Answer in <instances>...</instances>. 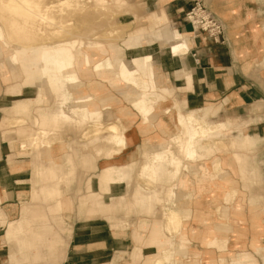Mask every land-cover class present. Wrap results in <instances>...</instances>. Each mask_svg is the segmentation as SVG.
<instances>
[{"label": "crops", "instance_id": "0c3cea01", "mask_svg": "<svg viewBox=\"0 0 264 264\" xmlns=\"http://www.w3.org/2000/svg\"><path fill=\"white\" fill-rule=\"evenodd\" d=\"M139 1L144 2L145 13L153 15L145 23L149 44L154 40L164 44L175 32L190 34V51L181 56H172L168 46L156 42L144 43L133 54L153 55L158 84L168 91L167 99L158 105L157 119L173 125L174 119L162 110L174 112L176 103L183 114L218 126L214 144L224 143L220 137L228 128L244 125V133L232 145L247 148L257 139L259 146L246 152L216 153L214 161H220L228 174L225 178L214 170L212 180L205 178L204 164L197 169L198 177L187 173L182 178L177 202L183 211L182 225L172 238L165 220L157 218L155 210L150 214L151 196H156L158 188L171 189V165L157 170L155 184L138 178L142 149L157 147L158 137L166 136V131L145 132L140 117L133 113L120 119L126 128V148L116 155L95 152L97 146L114 148L105 142L107 134L82 146L66 138L33 148L36 131L31 121L19 127L8 124L13 119V102L34 98L35 90L23 88L20 97L13 96L7 76L5 81L0 78V264H156L172 242L187 241L191 250L200 251L199 264H204L203 258L205 264H264V0H200L224 22L225 42L205 33L193 34L191 26L184 24L194 0ZM168 19L177 31L159 28ZM126 106L123 102L119 107ZM211 115L214 121L217 115L218 119L229 116L208 123ZM232 134L235 138L238 131ZM87 151L91 153L85 155ZM237 154L247 158L249 166H244L245 158L238 155L245 178L235 160ZM132 160L138 161L135 171ZM108 170L114 175L106 180ZM134 176L137 183L131 186ZM136 184L131 195L129 188L134 190ZM101 191L117 196L111 202ZM36 200L41 205H34ZM128 201L136 213L131 216L120 214ZM208 229L214 233L211 246L204 243ZM62 232H68L65 239ZM178 257L181 262L183 257Z\"/></svg>", "mask_w": 264, "mask_h": 264}, {"label": "bare ground", "instance_id": "6f19581e", "mask_svg": "<svg viewBox=\"0 0 264 264\" xmlns=\"http://www.w3.org/2000/svg\"><path fill=\"white\" fill-rule=\"evenodd\" d=\"M1 1L8 7L10 13L15 15L14 18L10 20L11 26H19L18 20L21 18L34 22H51L50 20L52 18L41 11L38 0ZM69 1L70 0H59L61 4L70 5L75 3V6L79 4L77 1ZM84 1V7L79 5L75 10L76 13H79L82 8L84 9L86 6L90 5L94 8L95 13L101 17V7H103L104 0ZM54 3L55 1L50 5ZM76 15L74 19H69L70 16L68 15L60 21L63 24L72 23L73 26H59L61 32L58 33L61 35H72V38L60 40L49 45H38L36 47L26 46V48L12 42L18 38L22 39L23 37L21 35H26L27 31L24 28L17 31L20 32L21 35L11 33V37H9L0 26V74L7 76V79L20 76L19 79L23 80L20 81L19 84H12L13 86L8 90L10 94L20 97L23 88L32 89L35 87L43 92V99L49 100L52 89H59L63 90V92H67V95L60 96L62 108L58 113L51 114L47 111L36 110L40 117L39 123L36 125L49 127L52 120L55 122H60V120L69 122L72 120L73 115L81 121H84L94 114L103 115L101 103L106 102L107 104L115 101L114 96L109 93L106 96H102V92L106 91V83H110L116 88L121 87V93L126 100L137 102L142 114H144L143 117L149 120L147 125L144 124L145 132H150L152 128L156 129V127L165 130L168 134L172 135L175 142H180L182 144L180 150L183 156L186 157L187 162L193 158L204 156L200 147L201 140H199V138L202 136L200 134L202 132L205 133L208 127L200 118L193 115L187 117L186 121L180 119L177 127H174L172 124H166L162 119H157L160 115L158 113L160 106H158V103H153L149 99L150 95L143 94L140 91L130 92L126 87H122L125 86V84L137 83V81L139 84L148 87L151 83L150 78L154 80L152 83L153 85L160 87L158 84L157 71L153 65V55H133L138 52L141 45L144 43L149 44L148 28H141L118 42H105L104 39L110 37L114 32V29L108 27L107 20H103V22L101 21V23L97 25L94 24L82 35L78 27L81 20L78 19ZM150 15L153 17L152 13ZM16 17L18 19H15ZM88 17V21L90 22L93 16L91 15ZM188 39L187 35L174 33V35H168L163 45L164 47H169V52L172 56H181L190 51ZM142 73H147L149 78H140ZM136 75L140 76L135 79ZM190 81L189 77L188 84H190ZM40 99L41 97H38V100ZM18 100H15L12 104L14 117L8 124L17 127L25 126L31 120L26 116L30 112L33 98H22V101L16 105ZM162 111V113L166 115L168 109L164 108ZM104 115L108 116L109 113L104 111ZM73 127H75V125ZM110 129L115 130V126L112 125ZM177 130L182 131L183 134L186 133L185 139L184 137L180 138V133H178ZM37 135L38 134L35 133L32 136V147H37L39 144L50 146L51 141L45 142V139ZM207 136L212 135H204L203 138ZM109 139L118 141L117 137H110ZM159 146L160 149L167 152L168 149H170L167 145L165 136L159 139ZM21 149L27 150L24 145L21 146ZM165 154V152H155L153 156H150L144 152L140 167V176H146L152 179L153 176L149 174L148 171L153 170L152 166L155 160L160 158L166 160ZM173 160H176L174 156ZM179 160L180 158L177 159L178 165H183L179 163ZM208 162H210L209 165L207 164ZM204 164L206 165L204 169L205 178H207L208 175L209 179L212 180L213 175L210 172L218 167V162H215L214 159H207V162ZM200 165L199 162L193 165H184L185 171L169 191L170 194H175L174 198H176L177 201L181 200L178 188L179 186L182 187L184 184L182 178L186 176L187 173H192L195 177H198L197 169ZM206 172H208V174H206ZM116 174L119 175V173ZM113 175L114 173L108 170L106 172V180L112 178ZM200 181L207 182L208 180L200 179ZM167 206V208L162 209L161 214H165L166 229L175 232L180 222L177 214H183V211L181 213L180 210H178L177 203L172 204L168 202ZM153 210V203L151 202L150 214H154ZM205 235L207 237L205 242L211 241L210 239L214 236V233L211 229H208L205 231ZM175 247L176 244L172 242L171 247L168 250H164L162 253L165 257H168L158 258L156 264H165V262H167L166 264H171V257L174 256V252L175 254L178 253V249ZM184 264H195V260L193 258H187Z\"/></svg>", "mask_w": 264, "mask_h": 264}, {"label": "rangeland", "instance_id": "374dc122", "mask_svg": "<svg viewBox=\"0 0 264 264\" xmlns=\"http://www.w3.org/2000/svg\"><path fill=\"white\" fill-rule=\"evenodd\" d=\"M38 1L40 4L41 11H43V13L49 15L52 18L50 20L51 22H49V21L48 22H42V21L34 22L32 20H23L21 18L18 20L19 26H11L10 20H12L15 15H12L10 13L8 7L5 6L4 3H2V1L0 0V26L4 29L3 31L5 32V34L7 36L11 37V33L21 35V33L17 32V31H20V29H22V28H24L27 31L26 35L25 34L21 35L23 37L22 39L18 38L16 40H13L12 41L13 43H15L19 46H23V47H26V46L27 47H29V46L30 47H36L38 45H49V44H53L54 42H57L60 40H66V39L72 38L73 37L72 35H67V34L61 35L60 33H58V32H61V29H59V26H64V27L69 26V25L73 26L72 23L63 24L60 22L61 19L67 17L68 15L70 16L69 19H74L75 15L78 14V15H76V17L81 20V23L78 25V27L81 30L82 35H84L86 33V31L91 26H93L94 24L97 25V24L101 23V21L103 22V20L104 21L107 20L108 27L111 29H114V32L110 37H107L106 39H104L105 42H107V41H111V42L117 41L118 42V41L128 37L133 32H135L141 28H147V24H145L146 21L148 19L153 18L150 15L151 13L150 14L145 13L144 2L139 1V0H104L103 7H101L102 8L101 17L98 16L97 13H95L94 8H92L90 5L86 6V8H84V9L82 8V10L79 13H76L75 10L79 5L81 7H84V4H85L84 0H70V1H74V2L75 1L79 2V4H77V6H75V3L70 4V5L69 4H61L59 2V0H38ZM53 1H55V3L53 5H50ZM197 1H200V0H194L193 1L194 4ZM200 2H202L208 8V10L217 19H219L224 25V22L216 14H214L212 12L209 5L205 1H200ZM194 4H193V6H194ZM190 10H189V12H190ZM186 14H185L184 20H183L184 24L186 26L188 24L191 26L190 31L193 34L198 33V32H196L194 27L186 20ZM91 15L94 18L92 17V19L89 22L88 16H91ZM15 19H18V18L16 17ZM60 24H63V25H60ZM165 26L168 27L170 30H176L174 27V24H172L170 20L168 22L164 23L163 25H161L160 29H163ZM224 28H225V25H224ZM225 32H226V28H225ZM225 32H224V34H225ZM175 33H178V32H175ZM179 35H181V34H179ZM188 35L190 36V34H188ZM188 35H187V38H188ZM224 40L225 39L223 38L222 42H225ZM155 42L159 46L160 45L164 46L163 43L160 41L154 40L152 43L155 44ZM152 43H150V44H152ZM139 76L140 75H136L135 79ZM4 77L5 76L0 74V78L3 81H5ZM19 78H20V76H17V77L14 76V77H11L9 79L6 78V81L15 85V83L19 84L20 81H23L22 79H19ZM140 78L148 79L149 76L147 73H142ZM150 80H151V83L148 85V87H146V85L139 84L138 81H137V83H133V84H129V85L125 84V86H122V87H126L127 89H129L130 92L140 91L143 94L150 95L149 99L153 103L155 102V103L160 104L161 101H164L167 99L164 93H168V91L163 87H156L155 85H153L152 84L154 81L153 78H150ZM32 89L35 90V93H34L35 96L33 98V101L31 102L30 112L27 114L26 117L28 119H31L30 121L32 122L33 127L35 128L36 133L40 137L45 139V142L51 141V143L54 144V143H56L55 141H62V140H65L67 138V140L69 142L73 141L76 144H79L80 146H82L84 144H86V145L88 143L90 144V142H96L98 139L102 138L104 135L107 134L108 136H107V138H105V140H106L105 142L107 144H110L114 148L105 147L104 149H100L97 146L94 149L98 155L102 154V155L108 157L111 155L118 154L120 148H124V149L126 148V140H125L126 128L122 125L121 120H120L121 118L128 119V118L132 117L134 114H136L141 119V124L144 126L143 130H145L144 124L147 125L149 123V120L146 119L145 117H143L144 114H142L137 102H131V101L125 99V97L121 93V87L116 88L112 84L106 83V91L102 92V96H106L109 93V94L114 96L115 101L107 103V104H106V102L101 103V105H102L101 111H103V115H101V114L95 115L94 114V115L90 116L91 118L89 117V118L85 119L84 121H81L79 118H77V117H75V115H73L72 120L69 122H63L61 120H60V122H55L52 120L51 125L49 127L37 126L36 124L39 123L40 117L38 116L36 110L47 111L48 113H51V114L58 113L60 111V109L62 108L60 96L61 95H67V92H63V90H59V89H52L51 90L52 92H50V99L48 100V99L42 98L43 92L41 90H39L38 88H35V87ZM39 93H41V94H39ZM38 97H41V99L38 100ZM21 101H22V99L18 100L16 105L18 103H20ZM123 102H125L126 105H128V106L122 107V108L119 107L120 104H122ZM175 102H177V101L175 100ZM179 106L181 107L180 104H179ZM116 107H119V109H116ZM64 108H65V106H64ZM174 108H175L174 112L172 110H170L169 108H167L168 112L166 114V115L170 116L171 120L174 119V123H173L174 127H177L180 119L186 121L187 117H191L194 115V114H187V113L183 114L179 110L176 103L174 105ZM217 108L218 109H216V108L215 109L217 110V114L219 115V107H217ZM181 109H182V107H181ZM220 110H222V108ZM104 111L108 112L109 115L105 116ZM11 114L13 115L12 116V118H13L14 117L13 106L11 107ZM218 115H217L216 121H219V120L223 121V120H225L224 118L229 116V115H223V116H221L222 117L221 119H218ZM26 117H24V118L27 119ZM76 121H78V122H76ZM216 121H214L213 115H211L207 118L208 123H218ZM74 125H75V127H73ZM112 125L115 126V130L110 129V127ZM9 126L12 127V125H9ZM207 127H208V129L206 128L207 129L206 132L205 133L202 132L200 134L202 136L199 138V140H201L200 147L204 153V156L199 157V158H193L192 160L187 162L186 157L183 156V153L180 150V148L182 147V144L180 142H178V143L175 142L173 140L172 135H170L166 132L165 138L167 141V145L170 148V149H168V152L163 150V149H160L159 145L157 147H150V148L142 149L147 155H150V156H153L155 152H165L166 153L165 154L166 160H163L162 158H160V159L154 161L155 163L152 166L153 170L148 171L149 174H151L153 176L152 179H150L146 176H140V168L138 171V178L141 180H146V182L150 185L155 184V183H157V180H158L157 170H159V168L163 167L166 163H168V165H171L169 167H172V173L170 175L172 185L168 186V188H169V187H172L175 184V182L181 177V174L185 171V167H184L185 164L193 165V164H196L198 162H199V165L204 164L207 162V159H214L215 154L218 152H226L227 153L228 151H232V150H234V151L235 150H242V151L246 152V151H250L253 148L259 146V144H260L259 140L253 138L256 141L254 146H249L246 148V147H243L241 145H238L237 147H234L232 145L233 142H235V139L237 137H240L244 133L243 132L244 125H242V127L232 126V128L231 127L228 128L226 131H224L222 133V136L220 137V140L221 139L224 140L225 144L223 142H216L214 144L215 138H213V137L216 135V130L218 129V126L215 127L214 125H210V127H209L207 125ZM156 129H161V128L156 127ZM235 130L238 131V134L235 138H233L232 133ZM64 131H67V132H65L66 135H63ZM163 131H165V130H163ZM177 132L180 133L179 134L180 138L184 137V139H185L186 133L183 134L182 131H180V130H177ZM204 135H212V136H207L206 138H203ZM110 137H117L118 141L111 140V139H109ZM171 138H172V140H171ZM159 139L160 138L158 137V141H159ZM44 145H46V144H44ZM41 146H43V145L39 144L37 147H33V148H39ZM89 153H91V152L87 151L84 154L89 155ZM238 155H240V154H237L234 157H235L236 162L240 165L242 177L245 178L246 170L244 169V167L242 165V160ZM173 156L176 158V160H173ZM240 156L245 158V162H247L244 164V166L245 165L249 166L246 156L245 155H240ZM178 158H180L179 163H182L183 165H178V163H177ZM217 162H218V167H216L214 169V171L217 172L218 174H220L221 178H225L228 174L226 171L223 170V168L220 164V161L217 160ZM130 163H133V165H134L133 170L135 171L137 169V166H138V161L132 160ZM204 166L206 167L205 164L203 165V167ZM140 167H141V165H140ZM205 167H204V169H205ZM88 171H90V170H88ZM96 173H98V171L93 172V175H95ZM133 183H137L135 176H134V180L132 179V181H130L131 186ZM131 186L129 188V192L132 195L134 193V191L136 190L137 184L135 185L134 190ZM170 190L171 189H166L165 190L166 192H164V190L162 188H158L156 191V196L155 197L153 195L151 196L152 197V203L154 205V210L156 211L155 216L157 218H162L163 220H165V214H161L162 209H165L168 207L167 206L168 202H170L172 204L178 202L177 199L174 198L175 194L174 193L170 194V192H169ZM101 192L104 194V196L107 195L106 197H108V200H110L111 202L117 196L116 195L117 193L109 194L106 191H101ZM152 192H153L152 194H154V190ZM33 203H34V205H37V204L41 205V201H39V200H36ZM33 206H32V208H33ZM123 210L124 211H121L120 214H127V216H131L132 214L135 213L133 211V204L130 203L129 201L127 202V204L125 205V208ZM88 214H93V213L88 212ZM177 215L180 219V222L178 224L176 231L172 232L171 230L167 229V232L169 233V235L171 237H173V235L177 233V231L180 229V227L182 225V216L180 214H177ZM165 222H166V220H165ZM121 226H123V225H121ZM128 226H129V223H128ZM62 234H63V238H64L68 234V232H66V233L62 232ZM156 234H158L157 229H156ZM206 239H207V237L204 233V243L207 245H210V246L213 245L212 240L210 242L206 243L207 242V241L205 242ZM175 248L178 249V253L175 254V252H174V256L171 257V264H178V263L184 264L185 261L187 260V258L188 259L193 258L195 260V264H199V262H197V261H198V256L200 255V251L191 250L190 249V243L188 241L177 244ZM63 249L64 248L62 247V250ZM2 254H4V253H2ZM178 256L183 257L184 261L182 259V261L180 262L178 259L179 258ZM160 257L164 258L165 256L162 254ZM167 257L168 256H166L165 258H167ZM201 262H203L205 264L204 258L201 260ZM166 263L167 262H165V264ZM224 264H228V263L225 262Z\"/></svg>", "mask_w": 264, "mask_h": 264}, {"label": "built area", "instance_id": "2783aa9c", "mask_svg": "<svg viewBox=\"0 0 264 264\" xmlns=\"http://www.w3.org/2000/svg\"><path fill=\"white\" fill-rule=\"evenodd\" d=\"M186 20L196 32L206 33L216 42L223 41L225 32L223 23L202 2H195L190 12L186 14Z\"/></svg>", "mask_w": 264, "mask_h": 264}]
</instances>
